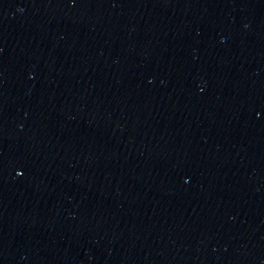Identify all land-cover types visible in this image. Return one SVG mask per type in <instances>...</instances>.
Instances as JSON below:
<instances>
[{
	"label": "water",
	"instance_id": "water-1",
	"mask_svg": "<svg viewBox=\"0 0 264 264\" xmlns=\"http://www.w3.org/2000/svg\"><path fill=\"white\" fill-rule=\"evenodd\" d=\"M0 264H264V0H0Z\"/></svg>",
	"mask_w": 264,
	"mask_h": 264
}]
</instances>
